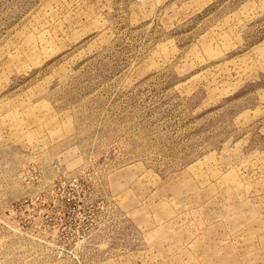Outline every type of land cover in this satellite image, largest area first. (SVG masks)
Segmentation results:
<instances>
[{"label": "rangeland", "instance_id": "rangeland-1", "mask_svg": "<svg viewBox=\"0 0 264 264\" xmlns=\"http://www.w3.org/2000/svg\"><path fill=\"white\" fill-rule=\"evenodd\" d=\"M0 264H264V0H0Z\"/></svg>", "mask_w": 264, "mask_h": 264}]
</instances>
